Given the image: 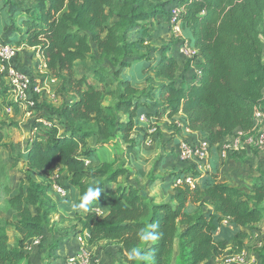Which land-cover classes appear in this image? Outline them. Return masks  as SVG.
I'll return each mask as SVG.
<instances>
[{
	"label": "trees",
	"instance_id": "1",
	"mask_svg": "<svg viewBox=\"0 0 264 264\" xmlns=\"http://www.w3.org/2000/svg\"><path fill=\"white\" fill-rule=\"evenodd\" d=\"M176 2L183 8L181 31L190 32L188 41L196 52L187 60L175 52L174 39L160 50L148 45L159 20L167 22L170 0H0L5 25V39L0 43L39 56L47 76L58 86L60 99L54 106L37 103L39 96L33 98L31 111L41 116L31 125L25 150L15 158L14 164L21 163L25 171L17 193L5 203L15 213L10 226L17 238L10 247L0 225V264H31L26 245L40 239L39 247L44 234L57 225L52 221L57 204L47 194L50 184L34 178L41 172L64 171L68 182L65 188L60 186L65 192L76 191L78 205L90 188L88 180H99L92 184L101 190L98 200L87 204V212L80 209L73 216L80 231L88 233L89 245L115 242L126 264H131L129 250L139 244L137 231L149 223H158L160 233L156 244L146 249L153 256L150 264H171L175 246L178 264H204L225 251L214 237L217 230H223V240L224 233L232 234L229 241L237 243L234 251L239 253L243 247L239 239L245 236L242 229L264 219V173L253 179L247 193L218 181L216 171L201 173L193 164L183 163L168 185L172 203H155L134 184L118 183L128 175L124 165L100 163L89 169L98 148L110 146L117 137L134 147L152 137L148 129L155 127L157 132L163 120L182 117L188 130L208 142L211 152L237 129L249 132L256 109L264 113L260 31L264 0ZM92 54L114 71L98 67L78 73V64ZM175 56L184 61L182 67ZM18 59L19 51L16 66L21 69ZM194 62L200 76L188 82L184 73ZM130 67L145 72L146 87L138 88L131 78L121 76ZM152 81L162 83L153 87ZM8 97L10 88L0 75V98L4 99L0 109L6 106L16 112L19 104L6 102ZM107 100L112 103L106 106ZM141 115L147 126L139 129ZM2 140L0 130V144ZM249 150L257 151H245ZM187 174L195 180L192 189L174 185V179ZM5 181L6 173L0 168V188L8 194ZM95 205H106L107 212L100 216ZM60 247V239L51 242L46 252L49 263L58 258ZM257 255L264 264V238Z\"/></svg>",
	"mask_w": 264,
	"mask_h": 264
},
{
	"label": "rangeland",
	"instance_id": "2",
	"mask_svg": "<svg viewBox=\"0 0 264 264\" xmlns=\"http://www.w3.org/2000/svg\"><path fill=\"white\" fill-rule=\"evenodd\" d=\"M260 31L264 55V22ZM185 38L186 40H188L187 35L185 36ZM173 39V36L167 31V29H156L154 30L152 40L148 45L152 47L151 49L160 50L171 44ZM26 56L27 59L30 60V58L33 57L32 52H28ZM150 57L153 58L155 57V55L153 53H150ZM175 57L180 62V65H183L184 61L177 58V56ZM33 63L34 64L30 66L33 69L28 73L34 81L39 82L38 86L43 88V93L37 99V103L40 104L41 102H44L46 104H52L54 106L57 105L60 101L57 92L58 86L56 84H45V76H42L39 73L41 69L37 71L35 67L37 62ZM98 67L104 68L110 73L114 71V69L111 68L108 63H99L95 54H92L88 60L79 63L77 69L78 73H88ZM138 70L139 68L137 69L136 67H131L127 69L122 74V76L124 75L131 78L132 81L137 82L140 77ZM142 73H144L145 75L144 71H142ZM159 83V81H152L151 85L156 87L159 85ZM139 85L143 84L140 82ZM111 103L112 100H107L104 105L107 106ZM4 107L5 109L0 110V130L3 133V140L0 144V168L3 169L6 173L7 181H5L3 185L9 188V193L6 194L3 190V187L0 188V225L5 227L9 239V246L12 247L14 245L15 239L17 238V233L14 231L13 227L10 226V222L15 216V213L12 210H9L6 207L5 203L18 191L20 180L24 175V169L21 163L14 164L15 158L19 153H23V151L25 150L26 143L31 137V125L36 118L41 116V113L35 110L31 113L30 116H27L20 110L14 113L13 108H8L6 106ZM174 130L175 129H173L170 124H163V126L158 127L157 132L154 136L149 137L151 139L150 144L145 143L144 141L146 140H144L134 147L125 145L121 142L119 137H117L116 139L118 141L112 142L111 147H106L105 152H98L100 157L99 159L100 161H106L108 163L112 162L115 164V167L124 165V168L128 172V175L126 177L120 178L118 180L119 182H126L134 178L137 181L138 186H141V180L146 177L147 182L153 181L151 183L159 184H156L154 190L151 192V195L156 202H167L170 200L169 198L171 194L166 192L167 190L163 188L159 180L154 179H160L158 178V176H160V163H162L164 159L166 160L167 157H170L171 165L169 166L168 164V167L162 170L163 172L160 171L161 173H163L164 178L169 177V175H171V173H173L175 169L179 170V168H184L183 163L179 160L177 152H175L176 148L173 147L172 144L176 134ZM164 131H166L167 133L165 134ZM190 141L192 142L193 140ZM114 151L115 154H113ZM227 157L229 158V154L226 156H222V158ZM138 164L144 165L143 170L140 169L141 166H138ZM89 165V169H94L96 167L95 165H97V162L94 161ZM261 173H264V151L243 150L242 152L236 153V155H233V157H230L228 160H221L220 162L221 181H224L229 185H238L242 188V191L247 193L251 189V183L253 182V179L259 177ZM138 177L140 178V180L138 179ZM37 180L43 183H47V181L53 183L55 181V184L59 183V186L61 185L64 188L66 186L64 184L66 180L65 174H62L61 172H57L55 174L42 173L37 176ZM167 182L171 183L170 179H166L164 181V184H167ZM89 187L92 188V184L89 185ZM139 189L145 191L144 188ZM148 196L149 198H151L150 195ZM262 207L264 208V203L262 204ZM203 209L207 208L202 207V210ZM53 221L56 222L54 217ZM71 223V220H64L62 223L57 222L56 227L49 228L51 230L47 231L44 234L41 240V245L39 247H32L29 250L28 257L30 263L64 264L65 259L62 262V256H57L59 258L55 259L54 261L51 260L49 263L46 259V252L51 242H54L57 239H61L63 235H68V233L72 231ZM223 225L226 226V224L224 223ZM242 230L244 231L245 236H243L242 239H239L240 243L243 245L240 252H245L247 259L250 261V264H260L257 252L261 248L264 238V219H262L256 225L245 227ZM222 232L223 230H217V232L214 233V237L216 241L222 242L224 244L225 251L219 257L212 259L204 264H224V258L235 254L234 250L237 247V243L229 241V237H231L232 234L228 235L224 233L223 240L220 235V233ZM101 245L103 248L110 246L109 244H106L104 242ZM176 251L177 250L175 246L171 264H178ZM90 252L95 257L96 254H94L92 251ZM104 257L107 258V260H110V258H114V264H126L122 258L116 259V255H113L112 252L109 251L104 252ZM96 264H99V259ZM101 264L106 263L102 262Z\"/></svg>",
	"mask_w": 264,
	"mask_h": 264
},
{
	"label": "built area",
	"instance_id": "3",
	"mask_svg": "<svg viewBox=\"0 0 264 264\" xmlns=\"http://www.w3.org/2000/svg\"><path fill=\"white\" fill-rule=\"evenodd\" d=\"M183 8L177 5L176 0H170L167 6V25L171 35L176 42L175 52L183 59H191L196 52L190 45L189 41L181 38V14ZM18 50L13 46L5 43H0V75L6 80L10 88V96L12 100L18 103L24 110L30 114L35 105L34 97L43 93V88L38 86L39 82L34 81L30 75L16 66V57ZM40 74L45 76V84H56L55 80L47 76L45 66L40 68ZM196 76H200V71L197 70ZM53 100V99H52ZM139 121L147 123L144 115L139 117ZM44 125H48L47 121H43ZM156 128L148 129V136H154ZM145 143H151L148 137ZM256 149L264 151V113L259 109L254 111V124L249 132L237 131L232 136L226 138L220 145L219 151L221 156H226L230 153L241 150ZM208 142L203 139L182 140L177 145V154L182 163L193 164L195 170L201 173L208 171L209 158ZM88 162H86V165ZM174 185H187L191 189L194 187L195 180L189 174L174 179ZM56 193L64 198L66 192L58 184H53ZM225 224V222H224ZM40 239L31 240L25 247L27 253L32 247H38ZM98 259L85 247H81L75 253L65 258L64 264H96ZM224 264H250L245 252L235 253L224 258Z\"/></svg>",
	"mask_w": 264,
	"mask_h": 264
},
{
	"label": "crops",
	"instance_id": "4",
	"mask_svg": "<svg viewBox=\"0 0 264 264\" xmlns=\"http://www.w3.org/2000/svg\"><path fill=\"white\" fill-rule=\"evenodd\" d=\"M161 1H165V0H161ZM4 18L0 15V41H3L5 39V35H4ZM163 28L164 30L167 29V31L170 33L169 29H168V26H167V22H166V19L165 18H161L159 20V23L157 25V29H161ZM181 35V38L183 39H186L185 36L187 35V38L190 39V32L189 31H181L180 33ZM19 51V59H18V65L19 67L25 71V72H30L33 68H31L30 66H32V64H34L33 62H37V66L35 65L37 71L40 70L41 66L43 65L39 56L37 55H33L32 58H30V60L27 59V56L26 54L28 52H32V50H28V49H24V48H19L18 49ZM179 56H177L178 58ZM180 63V62H179ZM197 62H194L190 68L187 70V72L184 73V77L186 79V81L188 82H192V81H196L197 78H195V75H196V72H197ZM180 67H182V65H180ZM131 68V67H130ZM129 69V68H127ZM123 70L122 71V74L127 70ZM138 69V68H137ZM143 70L139 69L138 70V73L140 75L139 77V80L137 82H134L133 81V84L138 87V88H144L146 87V84L144 82L145 80V77H146V74L144 75V73H142ZM121 74V76H122ZM124 76V75H123ZM126 77V76H124ZM140 82L143 84V85H139ZM155 82V81H154ZM157 82V81H156ZM161 84L162 82L159 81ZM155 87V86H153ZM4 99H1L0 98V105L1 103L3 102ZM6 102L8 101H12L11 99V96L6 98L5 100ZM1 110V109H0ZM3 110V109H2ZM18 110H20L21 112H24L27 116H30V114H28L24 108H22L20 105H19V108ZM18 110L16 112H18ZM13 112L15 113V111L13 110ZM163 124H170L172 126L173 129H175L174 131L176 132L175 134V137H174V141L172 142L173 144V147H175V152H177V145L180 141L182 140H197V139H201L200 136L197 134V133H192L190 130H188V128L186 127V124L185 122L183 121L182 117H176L174 119V121H167V120H163L161 122H159L157 125L158 127L159 126H163ZM146 124H144L143 122L139 121V129H142L145 127ZM147 126V125H146ZM177 129V130H176ZM237 131H241L240 129H237L235 132ZM137 133V132H136ZM135 133V134H136ZM164 133L166 134L167 132L164 131ZM170 134V133H168ZM118 140L115 139L113 142H117ZM94 142V140H90L89 141V144L92 145ZM112 144L110 146H107V147H111ZM105 148L106 147H102V148H98L93 157H92V163L95 161L97 162V165H95L96 167L100 164V163H108L106 161H100V157H99V153L98 152H105ZM113 154H115V151L113 152ZM230 157H233V156H229ZM228 157L227 158H222V156L220 155V151H219V148L218 146L213 148L211 150V152L209 153V158H208V171L210 170H213V171H216V174H217V177H218V181L222 182V183H225L227 184L226 182L224 181H221L220 179V162L221 160H228L229 159ZM173 159V157H172ZM98 160V161H97ZM112 163V162H111ZM168 164L169 166L171 165V162H170V157H167V159L163 160L162 163H160V171L163 172L162 170L167 168L168 167ZM22 165V164H21ZM138 166H141V170H143L144 168V165H141V164H138ZM23 167V165H22ZM95 167V168H96ZM24 171H25V168L23 167ZM181 169V168H179ZM159 171V175L158 180H160V184L163 186V188H165V190H167L166 192H168L170 195V200L167 201V202H161V201H155L153 196L151 195V192L154 190L155 186L157 183H151V181L147 182L146 181V177L144 179H142V184L141 186H138V183L137 181L132 178L131 180H128L126 182H119V184H124V183H128V184H134L135 186H137L138 188H144L145 191H141L146 193L147 196L150 195V197L154 200L155 203H172V191L171 189L169 188V184H172V181H173V177H171L176 171H178L177 169L174 170L173 173H171V175H169V177L167 178H164L163 177V173H161ZM57 172H61L62 174H65V185H67V175L64 171H54L53 174L57 173ZM42 173H46V172H41V173H36L34 175V178H35V181L40 183V184H44V185H48L50 184V189L48 190L47 194L48 196L57 204V214L54 216L56 222L58 223H62L64 220H71V224H72V231L70 233H68V235H63V237L60 239V243H61V247L59 248V250L56 252V256H62V262L63 260L75 253L78 249H80L81 247H85L87 248L89 251H92L95 255L96 258L99 259V264H101L102 262H105L106 264H114L113 262V259L114 258H110V260H107V258L104 257V252L106 251H109V252H112L113 255H116V259H119V258H122V255L119 251V246L113 242V241H101V242H98L97 244L95 245H89L87 243V240H88V233L87 232H81L80 231V226L78 225L77 221L74 219V216H73V213L74 212H80V209H74L73 208V204H76L78 205V197H77V193L76 191H73V190H69V191H66L67 193V196L65 199H61L59 197V195L56 193V191L54 190L53 188V184L55 183V181L52 183V182H49L47 181V183H43V182H40L37 180V176L42 174ZM46 174H52V173H46ZM134 177V176H133ZM120 179V178H119ZM118 179V180H119ZM138 179L140 180V178L138 177ZM166 179H170L171 183L170 182H167V184H164V181ZM92 182V183H91ZM99 182V180H88V183L89 185L91 184H95ZM159 185V184H157ZM160 185V186H161ZM229 185V184H228ZM230 186L232 187H236L238 188L239 190H241L242 188L239 187L238 185H235V184H231ZM63 187V186H62ZM107 189L110 188V186L106 187ZM149 197V196H148ZM94 207L96 211L99 212V215L100 216H103L106 212H107V206L106 205H95ZM206 208H208V206H205ZM63 220V221H62ZM52 221H53V218H52ZM54 222V221H53ZM60 238V237H59ZM106 243V244H109L110 246L106 247V248H103L102 247V243ZM177 253V251H176ZM176 255V254H175ZM59 258V257H58Z\"/></svg>",
	"mask_w": 264,
	"mask_h": 264
},
{
	"label": "clouds",
	"instance_id": "5",
	"mask_svg": "<svg viewBox=\"0 0 264 264\" xmlns=\"http://www.w3.org/2000/svg\"><path fill=\"white\" fill-rule=\"evenodd\" d=\"M100 194L101 190L99 188H90L87 194L83 197V203L79 205L73 204V208L83 209L87 212L89 210L87 204L92 199L98 200ZM158 228V223H149L137 231L136 236L139 244L138 246L131 248L128 252V260L131 264H150L153 256L148 253L146 249L149 246L155 245L160 239V233L157 231Z\"/></svg>",
	"mask_w": 264,
	"mask_h": 264
}]
</instances>
